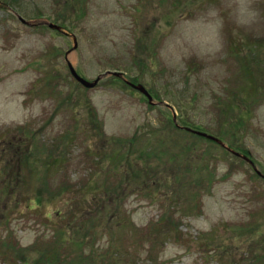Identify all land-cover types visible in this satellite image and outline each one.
Segmentation results:
<instances>
[{
  "label": "rangeland",
  "instance_id": "1",
  "mask_svg": "<svg viewBox=\"0 0 264 264\" xmlns=\"http://www.w3.org/2000/svg\"><path fill=\"white\" fill-rule=\"evenodd\" d=\"M65 2H0V176H6L0 180V264H35L62 231L68 234L60 252L66 262L77 250H93L89 264H108L112 254L115 264H262L264 0H83L81 20L68 19L62 31L49 28L47 22L61 26L56 19L64 15ZM137 54L147 67L133 61ZM69 64L91 82L118 68L162 99L150 92L151 105L141 92L113 82L111 74L87 89L72 77ZM252 79L257 92L250 89ZM232 94L242 104L254 102L251 114L236 110L241 121L232 117L225 124L217 116L231 108ZM91 110L107 139L126 141L122 151L176 114L178 125L185 117L251 162L191 139L193 170L186 176H176L181 172L169 162L134 152L115 165L103 154L109 145L94 138ZM148 141L147 148L155 146V139ZM35 147L65 160L48 176L51 188L67 192L54 200L43 194L41 204ZM204 150L205 158L197 159ZM46 154L40 155L43 162ZM198 172L206 186L197 185ZM119 181L121 208L95 186ZM87 186L96 187L95 197L88 195L95 202L81 212L76 201ZM166 212L170 217L162 218ZM89 217L95 221L85 240L93 247L79 249L71 237Z\"/></svg>",
  "mask_w": 264,
  "mask_h": 264
},
{
  "label": "trees",
  "instance_id": "2",
  "mask_svg": "<svg viewBox=\"0 0 264 264\" xmlns=\"http://www.w3.org/2000/svg\"><path fill=\"white\" fill-rule=\"evenodd\" d=\"M3 2H5L6 4H10V6H13L11 4V0H2ZM1 2V0H0ZM65 12L68 14L65 15ZM65 12L64 15L57 17V21H61V27L62 29H66L67 23L66 21L68 19L71 18H76L78 20L82 19V16H85V9H84V4H83V0H66L65 2ZM140 54H137V56L132 57L133 61H137V63H139L140 67H144V66H148V63L145 59L140 58L139 57ZM246 67H250L249 63H247L245 65ZM114 68V67H113ZM115 72L118 70V68H115ZM249 69V68H248ZM248 69L246 70V68L244 67V70L246 73H248V76L252 77V71H248ZM126 70H130L129 67H126ZM117 72H122V71H117ZM124 73V72H123ZM125 74V73H124ZM138 76H136L135 78H132V82L134 83H138ZM111 79L113 80V82H120L122 85H124L126 88L130 87L128 84H126L125 80L121 77H117V76H112ZM251 82H253V79L251 80ZM253 85H250V89L254 90V92H257V84L254 81L252 83ZM150 92L153 93V95L155 96V98L157 99H162L160 97V95L158 93H156L155 91H153L152 89L149 90ZM235 93H239V91L235 92ZM238 96H235L234 94H232L231 96H229V103L231 104V108L228 109H222L221 113L218 114V118L220 119V122H223V119H225V124H227L232 117L234 118H239V121H241L242 117H241V112L242 113H250L251 114V106L250 104L254 102V100L252 99L250 103L247 104H242L244 102H242V100L240 99V101H238L236 98ZM232 100L237 101L240 105H242V107H235V104L238 103H234ZM224 101L219 102V104L223 103ZM154 105V104H151ZM225 106V104H222V107ZM89 107V105H88ZM239 110L241 112L236 113L235 111ZM227 111H232L231 113L227 112ZM229 116V119L227 118ZM165 118V117H164ZM183 120V127H190V128H194V129H198V130H202L203 128L199 127V126H195L194 123L189 122L187 119H185V117H182ZM88 121L93 124V128L92 130H94V138L95 140H101L104 144L105 142L109 145V150H106L103 154L106 156V158L108 159H112L115 165H121L122 163L126 162V160L128 159L127 157L133 152L134 154H140L141 155V159H147L149 157H152L153 160L156 161H160L162 164H165V162H169L170 164L173 165V167H177L178 170H180L179 172L181 173H175V175H182V176H186L187 174H190L191 171L193 170V157L191 158V153L193 152V148L190 146L192 145V141L196 140V139H200L203 141H207L210 144H215L213 141L206 139L204 137H200L192 132H189L185 129H183V127H179L176 125V123L174 122L173 119H170L169 117H166L165 120L162 122V127L155 130V132H152L151 135L146 136L145 140L141 142L138 141L139 144L135 143V141L133 140L131 148H129L126 151H122V146L123 144L126 145V141H124V139L121 138H112V139H107V136L104 134V131L102 129V121L99 119V117L97 116V112L96 111H90L89 113V118ZM189 122V123H187ZM102 123V124H101ZM203 131V130H202ZM206 132V131H205ZM219 137H222V135H219ZM155 139V146H152L151 148H147L148 147V140L149 139ZM175 139H178V141H175ZM124 141V142H123ZM191 141V142H190ZM217 145V144H216ZM45 148L43 149H39L38 147H35L34 152H31L34 155V173H39L41 175V177L43 178L42 184H41V188L39 190V194L40 197L38 198V203L41 204V196L43 194H48L49 199L48 200H54L57 199V197L63 195L64 193L67 192V188H62L61 186H56V187H52L51 188V184H50V177L48 176L49 173L52 172L53 168L56 169L58 166L61 165V163H63L65 160L63 158L57 157L56 154L53 153V151H48V153H45ZM43 153L46 154V159L43 162L42 159L40 158V155ZM208 154V151L204 150L200 153V155L198 156L197 159H204L205 156ZM25 157L23 156L22 159L18 160V164L20 162V164L25 161L24 159ZM27 157H26V161H27ZM32 162V161H31ZM33 163V162H32ZM24 162L22 163L21 166H23ZM195 166L198 168L199 166L202 165H197L195 164ZM204 166V165H203ZM115 167V166H114ZM203 168V167H202ZM203 169H200V171ZM199 173V183H197V185L199 186H206L205 184H207V180L204 181V177H201V172ZM144 174L147 176H150V172L148 170L144 171ZM139 175V174H138ZM211 175V173H210ZM6 176H0V180L3 181V179ZM1 181V182H2ZM208 181H211V179H208ZM5 183V180H4ZM192 184H195V182H192ZM191 184V185H192ZM97 188H99L101 190V187L103 188L104 193H106V195L108 197V200H110V205L113 206V203L118 204L119 208H121V205L118 203V200L120 198V189L122 188L120 186V181L117 184H111L108 182L107 185H95ZM96 187L94 186H87L84 189H81L80 194L78 195V199L76 201L79 210L81 212H87V209L91 208L92 205L94 204L93 201H91L88 198V195H96V190H94ZM187 188V187H184ZM209 188V187H207ZM1 189V188H0ZM88 190V192H87ZM147 190V189H145ZM175 198H178L179 196L177 195V192H172L171 193ZM34 199H36V197H34ZM71 201H73L72 199H70ZM78 200H80L81 202V206L78 203ZM2 201V195L0 194V202ZM1 204V203H0ZM108 204V206L110 207V205ZM99 206V204L96 205V207ZM111 208V207H110ZM114 212V210L112 211ZM69 214H71V212H69ZM73 214V212H72ZM112 216H114V213H112ZM97 217H100V210L97 212ZM166 217H170V215L166 212L163 214L162 218H166ZM87 225L84 228H78L77 233L74 234L71 239L75 240L72 241L71 244L73 246H77L79 247V249L82 248L83 245H90L91 247H93V243L91 241H87L85 240V238L88 236L89 231L92 229L93 227V223H94V219L93 217H89L87 220ZM70 222V220H69ZM262 224L258 225L261 226ZM254 230L258 231V227ZM250 235H255V233H252V231H249ZM67 232H60L58 237L59 240L55 243H53L52 245L46 246L44 250L40 251V254L38 255V257L36 258L37 260H35V264H89L91 262L94 261V251L91 250L89 252V254L87 253H83L82 251L77 250L76 254L72 257L74 258L73 260H71L70 262H66V260L64 259V257L61 256V249L63 248V245L65 244V239L67 237ZM84 239V240H83ZM9 242V241H8ZM7 243H2L1 245V249H4L5 245ZM7 249V247H5ZM66 249V248H64ZM19 252L22 251V253L27 252L25 249H20L18 250ZM24 255V254H23ZM111 255V254H110ZM105 256V255H104ZM103 256V257H104ZM111 257L113 258V261L109 262L108 264H115V259L117 258L115 256V254H112ZM264 258V257H262ZM262 264H264V259H261ZM24 263H27L26 261H24Z\"/></svg>",
  "mask_w": 264,
  "mask_h": 264
},
{
  "label": "water",
  "instance_id": "3",
  "mask_svg": "<svg viewBox=\"0 0 264 264\" xmlns=\"http://www.w3.org/2000/svg\"><path fill=\"white\" fill-rule=\"evenodd\" d=\"M19 18H20V20H21L23 23L30 24L29 21H26V20L23 19L21 16H19ZM46 24H47L51 29H55V30H58V31L62 30V28H61L59 25L54 24V23H52V22H47ZM69 70H70V73H71V75L73 76V78H74L79 84L83 85L85 88H88V89L95 88V87L98 85V83L102 80V78L105 77L106 75L112 74V75L117 76V77H123V73H121V72H108V73H106V74H104V75L99 76L95 81L91 82V81H88L87 79L83 78V77L77 72V70H76L71 64L69 65ZM127 83H128L131 87H133L134 89H136V90H138L139 92L143 93V94L149 99L150 103H154V98H153V96L150 94V92L146 89V87H145L144 85H142V84H134V83H132V82H130V81H127ZM174 120L176 121V117H174ZM184 129L187 130V131H189V132H192V133H194V134H196V135H198V136H201V137L207 138V139H209V140H212V141L218 143V144L221 145V146H226V145L224 144V142H223L221 139H219V138H217V137H215V136H213V135H211V134H208V133H205V132H202V131H199V130H195V129H193V128H189V127H185ZM229 150H230V149H229ZM231 151H232L235 155H237V156H239V157H242V158H244L245 160L250 161V159H248V157H246V156H244V155H242V154H240V153H238V152H236V151H233V150H231ZM250 162H251V161H250Z\"/></svg>",
  "mask_w": 264,
  "mask_h": 264
}]
</instances>
